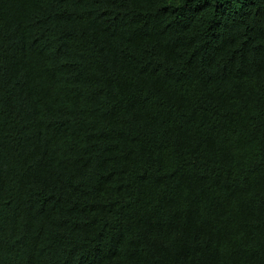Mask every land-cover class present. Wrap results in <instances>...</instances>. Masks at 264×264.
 <instances>
[{
    "label": "trees",
    "instance_id": "obj_1",
    "mask_svg": "<svg viewBox=\"0 0 264 264\" xmlns=\"http://www.w3.org/2000/svg\"><path fill=\"white\" fill-rule=\"evenodd\" d=\"M0 264H264V0H0Z\"/></svg>",
    "mask_w": 264,
    "mask_h": 264
}]
</instances>
